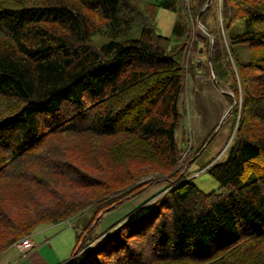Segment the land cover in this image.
I'll use <instances>...</instances> for the list:
<instances>
[{"label": "trees", "instance_id": "1", "mask_svg": "<svg viewBox=\"0 0 264 264\" xmlns=\"http://www.w3.org/2000/svg\"><path fill=\"white\" fill-rule=\"evenodd\" d=\"M163 2L0 0V255L88 209L64 264H264V0H221L222 28L216 1L205 7L211 60L196 24L175 42L159 31L158 8L176 9ZM205 3L192 0L190 14ZM233 23L242 31L230 33ZM199 48L227 104L241 99L222 123L232 117L235 128L227 156L199 166L219 183L210 191L186 162L217 126L186 162L175 136L181 127L188 138L180 99ZM160 181L141 210L91 235L99 213Z\"/></svg>", "mask_w": 264, "mask_h": 264}, {"label": "rangeland", "instance_id": "2", "mask_svg": "<svg viewBox=\"0 0 264 264\" xmlns=\"http://www.w3.org/2000/svg\"><path fill=\"white\" fill-rule=\"evenodd\" d=\"M150 1L158 2V3H164L163 1H166V0H150ZM168 1H173V4L175 5L176 9L173 10L172 8L160 6L158 8V11L156 14V24L158 26L159 31L162 34L167 35V36H171L172 42H175L176 40L184 38L189 32H191V30H192V28H194L195 24L197 27L201 28L197 24V21H196L197 18H194L190 14V5L192 3V0H168ZM214 1H216L215 2L216 16H217V19H219L218 20V26L221 27L222 26V23L220 20V15H221L220 14V3H221V0H210L209 3L214 2ZM217 1H218V3H217ZM217 6H218V8H217ZM176 21H178L182 27L181 32H178V33L176 31H173V26H174V23ZM208 22L213 25L214 24V16L209 17ZM227 28H228L230 33H238V32L242 31L243 26L241 24L233 23ZM94 39L97 43H99L100 41H103L105 39V37L103 35L96 34L94 36ZM199 45L202 46L203 42L199 41ZM234 49L236 51L237 57L239 58V60L241 62L245 63L249 60L250 50H249V46L247 43H245V42L235 43ZM192 55H193V58H192ZM190 57L192 59V63L194 64V66H196L195 64H197V63L199 65L202 62L201 60H203V70H204V73L208 76V73L205 72L207 69L206 62H205L207 59V55L205 54V50L204 49L202 50L199 48L196 50L195 53H191ZM199 59H201V60L198 61ZM226 90L231 93V91L229 90L228 87L226 88ZM237 99H238V102L236 104H239L241 99L240 98H237ZM180 102H181V106L185 108V109L183 108L184 111L187 112V122H188V133L187 134H188V138L185 140L182 139V128L181 127L176 130L175 136H176V141H177L178 147L183 150L182 161L186 162L187 156H188V154L186 152H187L188 148L190 147V145H192L194 147V149H193L194 151L197 150L203 144V142H204V140L208 134L201 141H200V138L196 140V138H197L196 127L192 123L189 122L188 106H187L188 100L185 97V90L181 95ZM230 106L231 105L227 104V102H226V108L224 111L225 113L230 108ZM198 112L201 113V110L199 109ZM231 120H232V117L228 118L227 122H225L224 125H221V121H219L218 126L212 132V134H213L214 132L217 131L216 134L212 137V139L210 141H209L210 137H209V139L206 140L203 148L200 150V152H202V153H200L196 162H194V163L191 162V164H190L189 162L191 161V159L186 162V167L189 166L188 172L191 173V175L189 177H194L193 179H194L195 183L204 191H210L214 188H217L219 183L212 175H210L203 168L199 169V166L201 163L212 158L213 156H215L214 157L215 160L217 158L223 159L227 156V153L225 152V150L228 148V146L231 142V139L233 137L234 130H235V128L233 131L231 130ZM219 127H220V129H218ZM212 134L210 136H212ZM197 145H199L198 148H197ZM193 150H192V152H193ZM211 162L207 166H209L211 164ZM167 184H168L167 181H160V182H156V183L152 184L151 186L150 185L147 186L143 191L136 193L130 199H128L129 198L128 197L127 200L124 202V203H126V202L129 203L131 206V209L128 210L127 213L122 214L121 213L122 211H119V210H122L121 207H117L119 209L115 212H118L117 214H119V215L121 214L122 216H124L126 214H129V213L133 214L136 211L141 210L147 203H149L152 200V198L154 196L153 193L156 192L158 189L162 188L163 186L167 185ZM165 191H167V189ZM117 208H115L113 210H116ZM113 210H111L109 212L104 211L101 214L99 213L97 215V219L92 223V226H93L95 224V222L98 220L97 223L92 228V231H91L92 236H95L94 234L99 233V231L101 230L102 223L106 220V216L107 217L111 216V214H108V213L112 212ZM92 217H93V211L87 209V210L83 211L81 214L75 215V216L69 218V220L66 221L65 223H62L61 225H55L54 227H52L51 230L53 231L54 229L60 230L63 228H69L71 233L68 234L66 231H64L63 233H61V235H59L58 239L61 240L62 242L66 241L67 243H69V245L72 243V246H73L72 253H73L74 246H75L76 240H77L76 235H78L80 233L81 229L85 228L88 225V223L90 222ZM112 223H110V224H112ZM47 225H50V224L38 226L35 229V231L33 232V234L30 235V237H34L36 235V232L40 228L46 227ZM86 234H87V232H85L84 235H86ZM45 235H47V237H50L49 233H46Z\"/></svg>", "mask_w": 264, "mask_h": 264}, {"label": "crops", "instance_id": "3", "mask_svg": "<svg viewBox=\"0 0 264 264\" xmlns=\"http://www.w3.org/2000/svg\"><path fill=\"white\" fill-rule=\"evenodd\" d=\"M200 60L201 59L198 61ZM201 61L202 63L199 65L195 64L196 66H194L193 69L194 74H187L184 88L185 97L188 100L189 122L196 127V140L200 138V141L215 126H218L219 121L225 114L224 111L226 108V101L222 94L223 90L216 85L212 74H208L207 76L204 73L203 60ZM199 109L201 110V113L198 112ZM198 146L199 145H197V148ZM200 153L202 152L199 151L198 155H200ZM193 159L194 157L191 158L189 163H191ZM131 197L132 196L128 199ZM126 200L127 199H125L124 202ZM124 202L118 206L121 207L122 210L119 211H122V214L127 213V211L131 209L130 204ZM118 209L119 208L110 213H108L109 211L107 212L108 214H111V216H106V220L102 223L99 233L103 232L104 229L111 225L110 223L122 216L121 214H117L118 212H115ZM68 220L69 219L47 225L46 227L40 228L34 237L29 236V239L33 244L30 248L21 249L16 244L9 246L0 255V264H64L66 261L70 260L73 255V246L72 243L69 245L66 241L62 242L58 237L64 231L68 234L71 232L69 228H63L60 230L54 229L53 231L51 229L55 225H61ZM46 233H49L50 237H47V235H45Z\"/></svg>", "mask_w": 264, "mask_h": 264}, {"label": "water", "instance_id": "4", "mask_svg": "<svg viewBox=\"0 0 264 264\" xmlns=\"http://www.w3.org/2000/svg\"><path fill=\"white\" fill-rule=\"evenodd\" d=\"M209 1L210 0H207L206 1V3H205V5L202 7V9L200 10V12L198 13V15H197V19H196V21H197V24L201 27V29L205 32V33H207L209 36H210V39H209V41H210V52H209V59L211 60V49H212V42H213V38H212V36L210 35V33L208 32V30L206 29V27L201 23V21H200V17H201V14H202V11L205 9V7L208 5V3H209ZM210 65H211V69H212V76L215 78V75H214V73H213V66H212V63H211V61H210ZM238 102V99L237 98H235L234 99V103L230 106V108L227 110V112L222 116V118H221V125H222V123L224 122V120H225V118L227 117V115L229 114V112L231 111V109H232V107L236 104ZM218 129H220V127L218 128ZM217 132V131H216ZM216 132H214L213 134H212V136H210V139H209V141L212 139V137L216 134ZM215 161V159L212 161V162H214ZM211 162V163H212ZM205 169V168H204ZM169 189V188H168ZM101 214V213H100ZM76 255H77V252H74L73 253V255L71 256V258H70V262H72L73 260H74V258L76 257Z\"/></svg>", "mask_w": 264, "mask_h": 264}, {"label": "built area", "instance_id": "5", "mask_svg": "<svg viewBox=\"0 0 264 264\" xmlns=\"http://www.w3.org/2000/svg\"><path fill=\"white\" fill-rule=\"evenodd\" d=\"M15 244L21 248V249H27L32 247V242L30 241L29 237L23 238L17 242H15Z\"/></svg>", "mask_w": 264, "mask_h": 264}]
</instances>
